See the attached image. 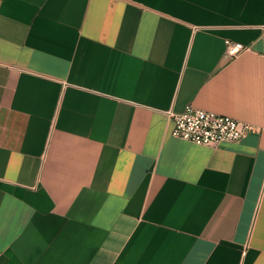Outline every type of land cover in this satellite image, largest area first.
Returning a JSON list of instances; mask_svg holds the SVG:
<instances>
[{
	"label": "crops",
	"instance_id": "1",
	"mask_svg": "<svg viewBox=\"0 0 264 264\" xmlns=\"http://www.w3.org/2000/svg\"><path fill=\"white\" fill-rule=\"evenodd\" d=\"M0 264H264V0H0Z\"/></svg>",
	"mask_w": 264,
	"mask_h": 264
},
{
	"label": "built area",
	"instance_id": "2",
	"mask_svg": "<svg viewBox=\"0 0 264 264\" xmlns=\"http://www.w3.org/2000/svg\"><path fill=\"white\" fill-rule=\"evenodd\" d=\"M244 45L226 40L227 56H236ZM173 120L172 135L199 145L214 146L241 140L248 132L258 130L232 116L204 110L188 104L182 112L168 111Z\"/></svg>",
	"mask_w": 264,
	"mask_h": 264
}]
</instances>
